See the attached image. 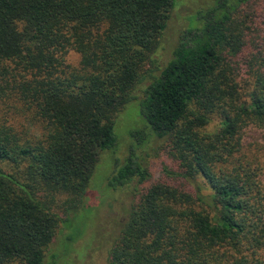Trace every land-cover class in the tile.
<instances>
[{"label": "trees", "instance_id": "16d2710c", "mask_svg": "<svg viewBox=\"0 0 264 264\" xmlns=\"http://www.w3.org/2000/svg\"><path fill=\"white\" fill-rule=\"evenodd\" d=\"M175 5L0 0V99L21 103L41 130L0 116V264H45L59 208L80 204L102 154L117 148V117ZM70 49L78 66L66 62ZM139 112L145 125L108 187L151 179L135 151L146 138L162 140L169 161L131 206L109 264H264L261 165L244 139L248 127L264 132V0L197 11Z\"/></svg>", "mask_w": 264, "mask_h": 264}, {"label": "rangeland", "instance_id": "374dc122", "mask_svg": "<svg viewBox=\"0 0 264 264\" xmlns=\"http://www.w3.org/2000/svg\"><path fill=\"white\" fill-rule=\"evenodd\" d=\"M215 0H176L172 17L157 48L151 53L152 60L145 66L146 76L133 92V100L118 115L116 134L119 143L115 150H107L102 156L93 176V181L78 206L68 211L61 210L62 222L51 243L45 264H109V250L119 236L131 206L140 199L145 189L163 177V167L169 161L161 148L162 140L146 138L137 144L136 153L151 171V179L143 184L133 178L119 189L108 187V177L115 171L117 162L122 164L129 155L136 137L132 132L142 129L145 122L139 112V101L153 77L172 58L173 51L181 41L185 31L196 19L197 11L209 7ZM81 55L74 49L66 54V62L78 66ZM21 103L4 102L0 99V116L22 129L40 134V127L33 125L30 112L24 111ZM136 134V133H135ZM244 139L249 150L256 154L261 165L264 185V132L256 127H248ZM66 195L57 198L59 207L66 206Z\"/></svg>", "mask_w": 264, "mask_h": 264}]
</instances>
